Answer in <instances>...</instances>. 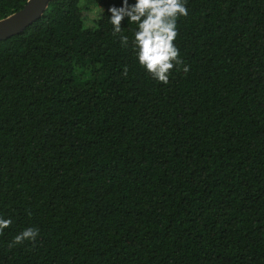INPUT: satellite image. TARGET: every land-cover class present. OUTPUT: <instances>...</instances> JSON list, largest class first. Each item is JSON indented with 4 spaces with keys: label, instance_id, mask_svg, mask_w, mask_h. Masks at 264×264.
Returning <instances> with one entry per match:
<instances>
[{
    "label": "trees",
    "instance_id": "obj_1",
    "mask_svg": "<svg viewBox=\"0 0 264 264\" xmlns=\"http://www.w3.org/2000/svg\"><path fill=\"white\" fill-rule=\"evenodd\" d=\"M122 3L51 0L0 41V264H264V0H188L167 84Z\"/></svg>",
    "mask_w": 264,
    "mask_h": 264
},
{
    "label": "clouds",
    "instance_id": "obj_2",
    "mask_svg": "<svg viewBox=\"0 0 264 264\" xmlns=\"http://www.w3.org/2000/svg\"><path fill=\"white\" fill-rule=\"evenodd\" d=\"M188 0H123L121 6H112L110 23L112 34L119 36L122 47L129 46V36L123 34V21L135 24L131 46L135 51L139 65L147 70L151 77L164 84L169 83L173 70L189 72L190 65L184 63L180 50L174 43L179 35L177 26L181 16H187ZM128 67L122 75L127 77ZM31 215V214H30ZM12 224L11 218L0 215V235ZM40 231L36 226L27 227L15 235L9 248L23 244L25 241L35 242Z\"/></svg>",
    "mask_w": 264,
    "mask_h": 264
},
{
    "label": "water",
    "instance_id": "obj_3",
    "mask_svg": "<svg viewBox=\"0 0 264 264\" xmlns=\"http://www.w3.org/2000/svg\"><path fill=\"white\" fill-rule=\"evenodd\" d=\"M51 0H28L17 12L0 20V41L24 31L47 9Z\"/></svg>",
    "mask_w": 264,
    "mask_h": 264
},
{
    "label": "rangeland",
    "instance_id": "obj_4",
    "mask_svg": "<svg viewBox=\"0 0 264 264\" xmlns=\"http://www.w3.org/2000/svg\"><path fill=\"white\" fill-rule=\"evenodd\" d=\"M84 2V0H83ZM89 7L84 9V16L86 18V22L88 25L93 24V20L98 17L99 13L101 12V8L94 7L93 9H90L92 7V4L88 5Z\"/></svg>",
    "mask_w": 264,
    "mask_h": 264
}]
</instances>
